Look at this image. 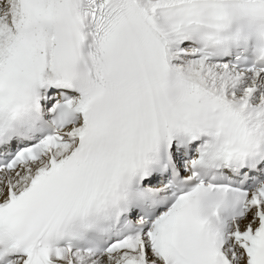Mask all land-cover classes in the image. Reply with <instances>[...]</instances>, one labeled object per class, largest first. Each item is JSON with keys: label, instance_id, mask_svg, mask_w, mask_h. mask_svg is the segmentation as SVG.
I'll list each match as a JSON object with an SVG mask.
<instances>
[{"label": "snow or ice", "instance_id": "obj_1", "mask_svg": "<svg viewBox=\"0 0 264 264\" xmlns=\"http://www.w3.org/2000/svg\"><path fill=\"white\" fill-rule=\"evenodd\" d=\"M0 264H264V0H0Z\"/></svg>", "mask_w": 264, "mask_h": 264}]
</instances>
